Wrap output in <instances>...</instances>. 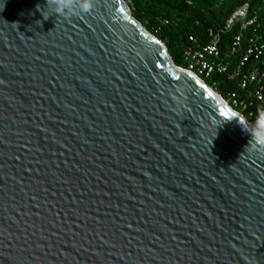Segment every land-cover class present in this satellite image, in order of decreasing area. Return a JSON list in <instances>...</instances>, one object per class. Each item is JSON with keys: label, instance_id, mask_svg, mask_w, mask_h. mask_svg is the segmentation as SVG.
I'll return each mask as SVG.
<instances>
[{"label": "water", "instance_id": "1", "mask_svg": "<svg viewBox=\"0 0 264 264\" xmlns=\"http://www.w3.org/2000/svg\"><path fill=\"white\" fill-rule=\"evenodd\" d=\"M124 0H0V264H264V146Z\"/></svg>", "mask_w": 264, "mask_h": 264}, {"label": "built area", "instance_id": "2", "mask_svg": "<svg viewBox=\"0 0 264 264\" xmlns=\"http://www.w3.org/2000/svg\"><path fill=\"white\" fill-rule=\"evenodd\" d=\"M235 25H238V34L230 39L226 52L222 53L219 48L220 34H225ZM257 27L256 11L251 10L250 0H245L219 32L209 31L205 44H198L193 37L188 38L183 52L186 66L182 68L198 77L211 90L213 87L208 86L205 80L215 74L227 76L236 88L227 93V99L219 95L220 98L256 128L259 114L264 110V40L257 34ZM249 31L250 34L246 35Z\"/></svg>", "mask_w": 264, "mask_h": 264}, {"label": "trees", "instance_id": "3", "mask_svg": "<svg viewBox=\"0 0 264 264\" xmlns=\"http://www.w3.org/2000/svg\"><path fill=\"white\" fill-rule=\"evenodd\" d=\"M244 1L127 0L129 4L132 3L135 6L136 19L144 29L156 39L165 42L174 65L179 68L186 66L183 62V52L188 45V38L193 37L198 44H205L208 41L209 31L219 32L227 19ZM250 7L251 10L256 11L258 25L256 32L264 40V2L263 0H250ZM237 34L238 25L225 34H220L219 48L222 53L226 52L230 39ZM249 34L250 31L246 35ZM214 82L215 85H213ZM205 83L212 86L214 92L224 99L228 98V92L236 88L233 81L221 74L213 75L211 79L205 80ZM261 114H264V110H261L259 114L260 119Z\"/></svg>", "mask_w": 264, "mask_h": 264}, {"label": "clouds", "instance_id": "4", "mask_svg": "<svg viewBox=\"0 0 264 264\" xmlns=\"http://www.w3.org/2000/svg\"><path fill=\"white\" fill-rule=\"evenodd\" d=\"M77 0H56V3L61 11H70L76 4ZM82 11H89L92 6V0H79ZM257 145L264 146V114H261V119L257 122V128L251 132Z\"/></svg>", "mask_w": 264, "mask_h": 264}, {"label": "bare ground", "instance_id": "5", "mask_svg": "<svg viewBox=\"0 0 264 264\" xmlns=\"http://www.w3.org/2000/svg\"><path fill=\"white\" fill-rule=\"evenodd\" d=\"M145 30V29H144ZM146 31V30H145ZM153 37V36H152ZM155 38V37H154ZM175 70L176 71H180V72H184V73H187V74H190L192 75L197 81H199L201 83V85L206 89L208 90L217 100H219L224 106H226V108L228 110H230L234 115H236L244 124L248 125L252 130H255L256 127H254L253 125H251L248 121L244 120L243 117L240 116V114L238 113H235L234 111H232L228 105H226V103L220 98L219 95H217L213 90H211L209 87H207L198 77H196L194 74L192 73H189L187 71H185L184 69L182 68H179L177 66H175Z\"/></svg>", "mask_w": 264, "mask_h": 264}, {"label": "rangeland", "instance_id": "6", "mask_svg": "<svg viewBox=\"0 0 264 264\" xmlns=\"http://www.w3.org/2000/svg\"><path fill=\"white\" fill-rule=\"evenodd\" d=\"M125 1V3L127 4V7H128V10H129V18H132L133 20H135V21H137L138 22V20L136 19V14H137V10H136V8H135V6L132 4V3H128L127 2V0H124ZM263 2H264V0H263ZM138 23H140V22H138ZM143 27V26H142ZM144 28V27H143ZM147 32V31H146ZM149 33V32H148ZM150 34V33H149ZM151 35V34H150ZM151 36H154V35H151ZM155 37V36H154ZM156 38V37H155ZM159 40V39H158ZM164 45H165V47H166V44H165V42H163V41H161ZM166 49H167V47H166ZM168 51V50H167ZM170 56V55H169ZM174 63V62H173Z\"/></svg>", "mask_w": 264, "mask_h": 264}]
</instances>
